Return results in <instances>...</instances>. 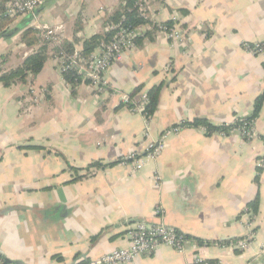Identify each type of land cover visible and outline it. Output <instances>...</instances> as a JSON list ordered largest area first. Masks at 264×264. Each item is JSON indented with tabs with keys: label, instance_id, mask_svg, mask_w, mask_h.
Masks as SVG:
<instances>
[{
	"label": "crops",
	"instance_id": "0c3cea01",
	"mask_svg": "<svg viewBox=\"0 0 264 264\" xmlns=\"http://www.w3.org/2000/svg\"><path fill=\"white\" fill-rule=\"evenodd\" d=\"M51 1L37 23H63L65 42L81 51L85 39L104 31L106 12L121 0H101L88 13L60 9L55 15ZM150 2L154 24L178 15L187 49L171 46L159 32L144 37L108 68V94L96 98L83 87L67 90L54 64L56 74L41 81L43 67L24 91L22 84L0 85V264L89 263L126 248V234L138 222L210 242L198 251L209 264H264V101L248 141L181 126L194 119L229 124L251 115L264 92V58L242 46L264 43V0ZM78 14L82 30L74 33ZM20 43L19 34L0 40V55L10 54L3 71L25 59L29 49ZM140 85L134 102L161 86L148 137L143 116L119 97ZM29 86L47 93L26 114ZM146 138H163L157 160L137 173L117 163L132 152L143 154ZM97 162L113 165L74 181ZM255 200L256 214L249 210L252 239L243 251L235 250L233 242L247 236L244 210ZM196 254L190 246L180 253L160 246L127 264H193Z\"/></svg>",
	"mask_w": 264,
	"mask_h": 264
},
{
	"label": "built area",
	"instance_id": "2783aa9c",
	"mask_svg": "<svg viewBox=\"0 0 264 264\" xmlns=\"http://www.w3.org/2000/svg\"><path fill=\"white\" fill-rule=\"evenodd\" d=\"M48 0H6L3 4V14L7 17L23 18L32 16L33 20L30 27L36 30V37L40 45L45 46L48 56L53 60L55 68L59 72L63 83L67 90L71 91V84L64 78L67 74L75 77L76 85L74 90L78 87H83L91 92L96 98H100L108 94L109 87L105 79V73L110 65L124 52L131 51L135 48L134 39L141 34L145 27H139L136 30L122 28L116 24H109L106 27L107 31H112L114 34L109 41H101L95 50L87 56H83L80 51L65 48L70 45L64 36L65 25L61 22L55 23L51 26L37 23L35 16L36 10L42 7ZM151 0H138L136 7L140 15L150 22H153V15L150 11ZM100 12L104 13L102 8ZM110 12H106L108 16ZM171 26L166 27L156 24L157 32L164 35L170 42L171 46L179 47L183 50L187 49V31L182 29L179 25L178 15L173 13L170 18ZM21 46H24L20 43ZM243 50L254 57L264 58V43L243 44ZM34 51L29 48L22 54L26 58ZM4 72L0 66V74ZM46 89H38L29 86L27 93V102L23 113H31L35 108L44 101L46 96ZM120 103L124 106L134 104L131 108L133 112L140 114L145 119L144 135L148 137V121L144 107L147 102L145 93L141 94L138 102H134L127 95H120ZM178 128H173L172 131H178ZM203 131V129H201ZM238 135L239 137L251 139L253 136V129L246 130L244 126L236 129L231 135ZM164 148V140L160 138L156 141H145L143 154L132 152L121 158L119 164L127 167L130 172H139L146 164L155 161L159 158ZM153 184L158 186V177L153 178ZM158 214V210L156 211ZM251 212L249 209L244 210V216L247 217L245 227L247 229V236L239 241L233 242L231 248L239 251L246 249L253 236L252 222L254 218H249ZM128 246L126 248L115 249L99 258L92 260L89 264H127L139 257L151 256L160 246H167L176 252H184L187 246L192 247L197 254L194 256L193 264H209L202 260L199 248L193 240L187 238L182 233L175 231L165 225H151L145 222L136 223L126 234ZM13 264V263H9Z\"/></svg>",
	"mask_w": 264,
	"mask_h": 264
},
{
	"label": "trees",
	"instance_id": "16d2710c",
	"mask_svg": "<svg viewBox=\"0 0 264 264\" xmlns=\"http://www.w3.org/2000/svg\"><path fill=\"white\" fill-rule=\"evenodd\" d=\"M5 1L6 0H0V33L8 32L9 30H11V28H13L15 25L14 23L15 20L17 19V17L4 16L3 4ZM137 2L138 0H121L119 6L106 17L103 23L104 31L99 34H95L85 39L82 42V50L80 51L81 54L83 56L90 55L101 41H105V42L109 41V39L114 34V32L107 31L106 27L107 25L111 23L119 25L122 28L130 29V30H136L139 27H145V30L134 39L135 44L140 45L144 37L151 38V36H153L158 31L156 24L150 22L148 19H145L143 16L140 15V12L136 7ZM171 24L172 23L169 21L161 25L169 27L171 26ZM81 30H82V19H81L80 14H78L74 20L73 32L77 33ZM19 40L26 48L28 49L33 48L34 51L31 54H29L21 62L19 66H17L16 68L4 71L0 74V85L5 89H9L16 85H21V84L26 85L28 83H32L35 77H37V75L42 71L46 61L49 58L46 47L40 45V42L38 38L36 37V30L34 28L27 27V28L22 29L19 32ZM65 48L67 50L72 49L71 45H66ZM9 56H10L9 53L0 55V66L7 62ZM64 78L67 82L71 84V91H74V87L76 85L75 77L70 74H67L66 76H64ZM142 89L143 87L141 85L137 86L133 90V92L129 95V97L132 99L135 95L141 93ZM160 89H161V86H155V87L150 88L145 93L147 102L144 107V112L146 113V117L148 119H151V117L153 116L156 110L158 98L160 94ZM263 101H264V92L255 99L254 104H253V110L250 116L245 117V118H236L232 123H229V124L221 123L218 125H214L205 119H194L191 122L183 123L181 126L187 127V128L189 127V128L203 129V134L207 137H210L214 134H220L222 136L227 137L231 135L234 130L239 129L242 126H244L246 130L248 129L252 130L254 121L258 117ZM133 106L134 104H129L128 108L131 109ZM174 128H178V127H174ZM243 140L248 141L250 139L243 138ZM263 141H264V138H263ZM117 163L119 162L117 161ZM110 165H113V164L102 165L99 162L93 163L91 165L92 171H89L82 176H76L74 178V181H79L85 177L91 176L96 170L110 166ZM248 208L253 213V215H255L256 209H257V201L255 200L254 202L249 204ZM254 231L255 230H253V233ZM192 240L198 246H210L211 245L210 242H203L198 239L196 240L192 239ZM56 258H59V257H56ZM77 264H89V263L88 262L85 263L81 261Z\"/></svg>",
	"mask_w": 264,
	"mask_h": 264
},
{
	"label": "rangeland",
	"instance_id": "374dc122",
	"mask_svg": "<svg viewBox=\"0 0 264 264\" xmlns=\"http://www.w3.org/2000/svg\"><path fill=\"white\" fill-rule=\"evenodd\" d=\"M99 3H101V0H52L49 6L58 7L56 8L57 10L51 12V15H55L57 12H60V9H68V10L78 9L80 11L82 9V11L88 13L92 8H95L97 5H99ZM22 22H24L22 18H17L14 23L17 25ZM53 64H54L53 60L51 58H48L47 62L44 65L45 71L43 77H41V81H44L47 78L52 77L53 74H56L55 71L52 70L51 68ZM20 90L24 91L25 85L22 84L20 86Z\"/></svg>",
	"mask_w": 264,
	"mask_h": 264
},
{
	"label": "water",
	"instance_id": "95a60500",
	"mask_svg": "<svg viewBox=\"0 0 264 264\" xmlns=\"http://www.w3.org/2000/svg\"><path fill=\"white\" fill-rule=\"evenodd\" d=\"M42 7H40L38 10H36L35 16H37L38 12L40 11V9ZM23 20H24V22L15 25L8 32L0 33V40H2V39L3 40H9V39L16 37L22 29L27 28L30 25V23L33 20V17L32 16H26V17H23ZM4 264H9V262L6 261V262H4Z\"/></svg>",
	"mask_w": 264,
	"mask_h": 264
}]
</instances>
